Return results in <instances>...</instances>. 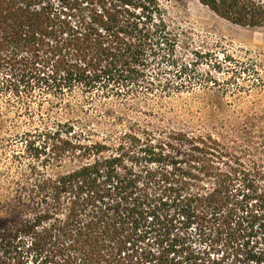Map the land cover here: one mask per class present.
I'll list each match as a JSON object with an SVG mask.
<instances>
[{
    "label": "trees",
    "instance_id": "16d2710c",
    "mask_svg": "<svg viewBox=\"0 0 264 264\" xmlns=\"http://www.w3.org/2000/svg\"><path fill=\"white\" fill-rule=\"evenodd\" d=\"M198 1L234 25L264 27V0ZM82 2L0 0V72L25 83L24 96L9 80L0 89L16 104L30 111L32 90L38 104L77 91L91 106L188 88L155 70L173 44L159 0H102L89 14ZM39 133L54 160L74 166L30 184L43 211L0 231V264H264V169L236 140L135 121L118 136L70 122Z\"/></svg>",
    "mask_w": 264,
    "mask_h": 264
},
{
    "label": "rangeland",
    "instance_id": "374dc122",
    "mask_svg": "<svg viewBox=\"0 0 264 264\" xmlns=\"http://www.w3.org/2000/svg\"><path fill=\"white\" fill-rule=\"evenodd\" d=\"M83 1L81 8L86 14L101 10L102 0ZM159 1L173 44L155 70L162 81L182 80L187 89L146 101L135 96L105 101L95 98L91 106L77 91L62 99L50 95L38 104V91L32 90L35 97L30 111L16 104L13 93L0 89V231L43 211L27 194L30 184L74 166L72 160H54L52 141L41 147V128L56 122L90 126L102 134L111 130L117 136L129 121L153 130L211 134L231 145V140H236L245 162L264 169V27L234 25L198 0ZM2 65L5 62L0 59V70ZM2 72L0 87L9 80L24 96L25 83L17 82L22 79L18 71L13 78ZM105 108L117 114L112 112L108 117L102 112ZM120 113L124 114L122 124H116L112 118ZM111 144L116 145V140Z\"/></svg>",
    "mask_w": 264,
    "mask_h": 264
}]
</instances>
